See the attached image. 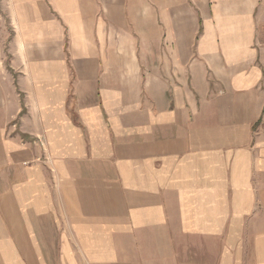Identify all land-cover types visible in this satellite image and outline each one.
Here are the masks:
<instances>
[{
	"label": "crops",
	"instance_id": "crops-1",
	"mask_svg": "<svg viewBox=\"0 0 264 264\" xmlns=\"http://www.w3.org/2000/svg\"><path fill=\"white\" fill-rule=\"evenodd\" d=\"M0 264H264V0H0Z\"/></svg>",
	"mask_w": 264,
	"mask_h": 264
}]
</instances>
